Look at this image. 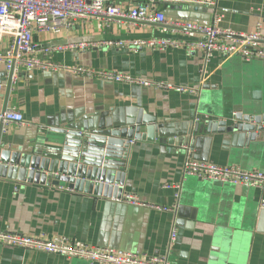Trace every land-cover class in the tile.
<instances>
[{
    "label": "crops",
    "instance_id": "1",
    "mask_svg": "<svg viewBox=\"0 0 264 264\" xmlns=\"http://www.w3.org/2000/svg\"><path fill=\"white\" fill-rule=\"evenodd\" d=\"M134 6L127 3L122 9ZM162 7L168 17L205 24L214 16L206 10H190L192 6L187 4ZM217 11L224 16V27L251 33L261 23L264 35V0H219ZM165 35L159 26L143 23L133 27L127 19H114L110 27L96 20L58 35L35 34V42L56 47ZM7 45L6 40L0 42V54ZM50 59L189 87L197 94L103 82L65 72L22 71L13 91L0 89V112L16 109L23 114L25 124L10 127L1 136L2 142L13 150L27 149L39 131L71 125L83 115L116 119L127 111L135 116L141 112L142 117L157 120L159 138L165 141H134L123 197L132 194L149 204L168 206L173 202V191L164 187L183 182L180 208L173 216L70 189L0 179V230L44 238L66 236L99 248L168 257L173 264H264V192L183 178V163L188 156L198 162L264 172V145L248 147L239 138L205 131L195 135L192 128L189 146H176V140L187 135L194 122L213 117L214 111L229 113L228 99L264 102V60L248 62L239 56L215 54L205 78L201 73L202 54L181 48L163 52L143 48L134 53L128 46H114L55 53ZM5 85V70L0 65V86ZM205 86L212 89L203 91ZM210 95L215 100L210 101ZM174 225L178 238L172 244ZM0 264L89 263L0 244Z\"/></svg>",
    "mask_w": 264,
    "mask_h": 264
},
{
    "label": "built area",
    "instance_id": "2",
    "mask_svg": "<svg viewBox=\"0 0 264 264\" xmlns=\"http://www.w3.org/2000/svg\"><path fill=\"white\" fill-rule=\"evenodd\" d=\"M219 0H0V42L8 41L4 53L0 54V65L4 67L6 87L13 91L22 71L45 73H70L79 78L96 79L103 82L121 83L147 89L176 91L180 94L196 95L197 90L184 86H173L165 82H154L140 76L113 70H95L81 65L55 62L50 56L55 53L84 52L104 47H129L134 53L146 48L156 52L185 49L200 52L203 58L201 73L207 76V67L215 54L226 58L242 57L245 61L264 60V35L262 24H257L251 33L238 32L223 26L224 16L217 11ZM135 6L123 10L122 6ZM208 7L213 10V19L201 23L187 19L168 17L162 6L182 5ZM114 19H127L133 27L140 24L159 26L164 37L135 40H101L80 42L62 46H43L35 42V34L58 35L72 30L76 25H90L101 20L107 27ZM24 116L16 109L0 112V136L10 127L23 126ZM183 178H196L204 182H215L236 187H250L264 192V172L247 171L237 166H220L212 162H198L188 156L183 163ZM173 191V202L168 206L153 205L127 194L121 199L131 206L150 208L173 216L180 208L183 182L164 187ZM178 229L173 226L170 242L177 241ZM0 244L66 259H76L89 264H173L168 257H145L115 248H99L84 241H73L66 236L44 238L0 230Z\"/></svg>",
    "mask_w": 264,
    "mask_h": 264
},
{
    "label": "water",
    "instance_id": "3",
    "mask_svg": "<svg viewBox=\"0 0 264 264\" xmlns=\"http://www.w3.org/2000/svg\"><path fill=\"white\" fill-rule=\"evenodd\" d=\"M189 9L213 14L208 7L192 6ZM211 89L205 86L203 91ZM213 100L215 97L210 95V101ZM226 106L229 113L214 111L213 117L194 122L188 134L176 140V146L179 149L189 146L192 128L195 135L205 131L239 138L248 147L264 145V102L256 100L243 104L239 110ZM134 116L130 111L116 119L97 114L83 115L71 125L39 131L27 149L13 150L0 136V179L65 188L121 201L128 156L134 141H165L159 138L160 127L155 118L142 117L141 112Z\"/></svg>",
    "mask_w": 264,
    "mask_h": 264
},
{
    "label": "rangeland",
    "instance_id": "4",
    "mask_svg": "<svg viewBox=\"0 0 264 264\" xmlns=\"http://www.w3.org/2000/svg\"><path fill=\"white\" fill-rule=\"evenodd\" d=\"M253 62H256L255 60ZM253 99H249V100H236V99H231V100H227V104H229L230 106L234 107L235 109L239 110L241 109L243 104H249ZM258 101V100H257Z\"/></svg>",
    "mask_w": 264,
    "mask_h": 264
}]
</instances>
